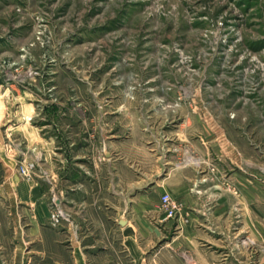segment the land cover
I'll return each mask as SVG.
<instances>
[{"label": "rangeland", "instance_id": "374dc122", "mask_svg": "<svg viewBox=\"0 0 264 264\" xmlns=\"http://www.w3.org/2000/svg\"><path fill=\"white\" fill-rule=\"evenodd\" d=\"M27 126L55 140L53 167L36 148L15 158L21 178L48 186L51 226L59 185L110 159L132 179L114 175L106 197L151 199L153 212L132 207L151 217L169 194L175 222L193 218L215 264H264V0H0V136ZM64 145L73 179L60 169ZM177 227L154 250L194 264L171 247Z\"/></svg>", "mask_w": 264, "mask_h": 264}, {"label": "crops", "instance_id": "0c3cea01", "mask_svg": "<svg viewBox=\"0 0 264 264\" xmlns=\"http://www.w3.org/2000/svg\"><path fill=\"white\" fill-rule=\"evenodd\" d=\"M23 125L26 127L25 123ZM61 128L58 139L61 144H66L67 137L63 136ZM25 129L26 133H22L18 139V133L14 132L5 134V137L0 136V264H170L171 259L164 258L163 248L156 251L154 247L162 241L164 231L174 224L178 225L179 231L173 240V249H184L194 264L216 263L204 247L198 246L193 229L195 221L192 217L188 221L179 217L176 222L174 219L165 218L159 202L163 193L158 195V214L155 212L148 217L140 211L132 210V207L137 206L143 212L146 208L153 212L155 202L141 197L132 206L131 199H119L114 196L116 192H113L111 198L103 193L106 187H115L114 175L118 184H130L132 178L129 167L109 163V159L98 170L96 164L91 163L86 168H75L74 173L67 166L71 151L66 145L60 153L63 158L60 169L70 179H73L71 171L75 180L82 177L84 181L67 186L68 181L64 180L65 183L59 185L60 205L70 217L67 223L58 227L51 226L48 219V186L21 178L16 170L15 158L22 151H27L29 155L36 148L39 151L37 155L41 154L46 164L53 167L54 162L50 158L55 140L39 134L40 129L35 127L27 126ZM20 141L24 146L20 145ZM128 142L131 143L130 140ZM150 151L156 154L155 150ZM139 152L142 153L140 157H146L145 148L140 147ZM31 156L30 154L29 157ZM109 173L112 175L111 181L101 177ZM163 185V182L155 181L152 188L160 192ZM177 189L181 191L177 193L179 199L182 202L188 201L186 187L180 185ZM169 190L173 191L171 188ZM225 202L224 206L219 204L220 216L227 211ZM127 206L131 207L129 212L121 210V207ZM8 222L12 224L11 231L6 226ZM218 224L224 225L221 219Z\"/></svg>", "mask_w": 264, "mask_h": 264}, {"label": "built area", "instance_id": "2783aa9c", "mask_svg": "<svg viewBox=\"0 0 264 264\" xmlns=\"http://www.w3.org/2000/svg\"><path fill=\"white\" fill-rule=\"evenodd\" d=\"M31 164L22 165L20 173L22 175H29ZM54 212L51 214V222L53 226L59 225L62 222H69V216L60 208V203L56 198H53ZM160 209L165 215L166 219H174L180 214L181 206L174 201L169 194H162L160 196Z\"/></svg>", "mask_w": 264, "mask_h": 264}]
</instances>
